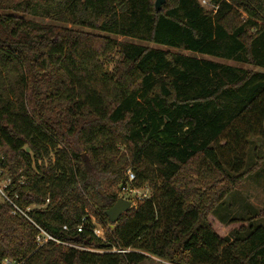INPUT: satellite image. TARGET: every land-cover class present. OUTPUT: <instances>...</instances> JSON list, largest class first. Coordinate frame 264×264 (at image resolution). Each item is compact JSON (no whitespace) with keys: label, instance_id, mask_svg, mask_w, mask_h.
Here are the masks:
<instances>
[{"label":"trees","instance_id":"obj_1","mask_svg":"<svg viewBox=\"0 0 264 264\" xmlns=\"http://www.w3.org/2000/svg\"><path fill=\"white\" fill-rule=\"evenodd\" d=\"M155 1L0 0V179L54 237L96 250L39 247L0 202V264H264L263 224L229 238L209 220L264 160L242 148L264 140V0ZM129 169L152 196L112 220Z\"/></svg>","mask_w":264,"mask_h":264},{"label":"rangeland","instance_id":"obj_2","mask_svg":"<svg viewBox=\"0 0 264 264\" xmlns=\"http://www.w3.org/2000/svg\"><path fill=\"white\" fill-rule=\"evenodd\" d=\"M201 3L207 8L211 9L212 5H209V3H205L201 0ZM246 15V14H244ZM32 18V17H28ZM37 21L40 22H51L50 19H41L36 18ZM111 37H115L118 40H133L129 38H124L121 36H115L113 34H109ZM138 43L142 44H149L154 47H163L158 44H150L145 41L140 40H134ZM168 48V47H166ZM172 51H178V49L175 48H169ZM184 53L188 54L189 51H183ZM198 56L211 59L214 61H220V62H227L234 65L243 66L245 68H254L249 65L240 64L234 61H228L219 57L215 56H208L203 55L200 53H197ZM115 60L117 59V55L114 56ZM115 60L107 65L108 71H111L115 65ZM255 69V68H254ZM264 70V69H261ZM223 143H225L223 141ZM242 148L245 149L246 146L250 148H247L246 152V164L247 166L252 165L255 163L257 156L264 157V140L260 139L258 137H253L250 144L242 143ZM128 171V170H127ZM126 171V173H127ZM125 173V174H126ZM125 176V175H124ZM8 178L0 179V186L4 188L7 184ZM149 187V186H148ZM115 190H117V187H114ZM151 193V191H150ZM264 208V160L262 165L256 170L255 172H252L248 174L244 180V182L241 184V186L236 189L235 191L231 192L225 199L220 203L215 211L209 216V220L211 224L213 225L216 232L225 237H232V231L238 230L241 226H245L246 229L250 230V225H264V219L260 220H253L250 219L259 213ZM90 215L95 217L96 222L99 223L98 217L96 216L95 212L89 211ZM102 225V224H101ZM141 264H171L170 262L163 260L159 257H148L145 259Z\"/></svg>","mask_w":264,"mask_h":264},{"label":"built area","instance_id":"obj_3","mask_svg":"<svg viewBox=\"0 0 264 264\" xmlns=\"http://www.w3.org/2000/svg\"><path fill=\"white\" fill-rule=\"evenodd\" d=\"M202 1L205 3L206 2L208 3L207 0H202ZM135 180H136L135 172L132 171L131 169H129L127 171V173L125 174L124 179L119 183L118 189H117L118 194H119V198L129 200L132 207L138 206L139 204L150 199L152 196V189L150 187H148V186H143V187L137 186L135 184ZM9 182H10V180L8 178L7 184H9ZM6 186L4 188H2L0 186V202H5V203L10 204L11 205V213H13L15 215L23 216L33 223V225L38 230L37 235H36V243L39 247L43 246L49 242H54L56 244H62L65 246H72V247L79 248V249L96 251L95 249L90 248V247H82V246L76 245L74 243L63 242V241L57 239L56 237H54L52 234H50L47 230H45L41 225H39L37 222H35L31 218L30 211L32 209L36 208L37 206L35 204L32 206L26 207V208L21 206L9 195L8 191L6 190ZM150 191H151V193H150ZM91 219H92V223L94 225L92 228V232L97 237L104 239L105 236H104V231H103L102 225L100 223H97L95 220L96 218L93 217L92 215H91ZM64 228L67 229V226H65ZM83 228H84L83 224L79 225L78 231H82ZM97 251L102 252L103 250H97ZM110 251H116V252L124 253L128 250L119 249V248L114 247ZM2 264H19V263L14 261L11 258H5L2 262Z\"/></svg>","mask_w":264,"mask_h":264},{"label":"water","instance_id":"obj_4","mask_svg":"<svg viewBox=\"0 0 264 264\" xmlns=\"http://www.w3.org/2000/svg\"><path fill=\"white\" fill-rule=\"evenodd\" d=\"M166 0H156L155 7L157 11L162 9L163 4ZM132 208L131 203L127 199L119 198L116 203L107 210V215L112 219L116 220L121 214Z\"/></svg>","mask_w":264,"mask_h":264},{"label":"crops","instance_id":"obj_5","mask_svg":"<svg viewBox=\"0 0 264 264\" xmlns=\"http://www.w3.org/2000/svg\"><path fill=\"white\" fill-rule=\"evenodd\" d=\"M149 256L155 257V256H153V255H149Z\"/></svg>","mask_w":264,"mask_h":264}]
</instances>
